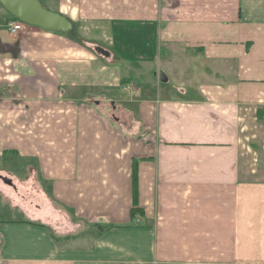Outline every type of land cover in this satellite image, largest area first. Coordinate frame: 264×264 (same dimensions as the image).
<instances>
[{
    "label": "crops",
    "instance_id": "0c3cea01",
    "mask_svg": "<svg viewBox=\"0 0 264 264\" xmlns=\"http://www.w3.org/2000/svg\"><path fill=\"white\" fill-rule=\"evenodd\" d=\"M39 1L74 34L0 4V264H264V0Z\"/></svg>",
    "mask_w": 264,
    "mask_h": 264
},
{
    "label": "rangeland",
    "instance_id": "374dc122",
    "mask_svg": "<svg viewBox=\"0 0 264 264\" xmlns=\"http://www.w3.org/2000/svg\"><path fill=\"white\" fill-rule=\"evenodd\" d=\"M113 53L114 68L112 69H114L115 80L116 82L118 81L120 85L118 87L120 90H122L121 88L123 87H126V89L131 88L130 90L145 88L149 90V95H151L160 89L178 91L179 87H181L173 76H171L167 84L161 82L159 74H166V71L167 73H170L167 66H157L156 62H148L146 64L150 65L142 66L143 63H134L127 58L121 57L117 52ZM160 70L163 71L159 72ZM115 104L117 105L120 103ZM24 173L25 170L21 171L19 174L24 175ZM12 196L13 198H9L7 195L0 194V221L26 220L28 217V213L26 211V200L28 201V199H23L22 196L14 195V193H12ZM48 196L50 197V195ZM32 197H35V200H37L41 196L33 195Z\"/></svg>",
    "mask_w": 264,
    "mask_h": 264
},
{
    "label": "water",
    "instance_id": "95a60500",
    "mask_svg": "<svg viewBox=\"0 0 264 264\" xmlns=\"http://www.w3.org/2000/svg\"><path fill=\"white\" fill-rule=\"evenodd\" d=\"M0 4L15 19L27 26L59 33H70L74 29L73 24L68 19L47 10L39 0H0ZM99 52L104 56H108V53L103 49H99ZM161 82L164 84L168 82V77L164 73L161 74ZM0 180L9 186L12 185V181L8 178L0 176Z\"/></svg>",
    "mask_w": 264,
    "mask_h": 264
},
{
    "label": "built area",
    "instance_id": "2783aa9c",
    "mask_svg": "<svg viewBox=\"0 0 264 264\" xmlns=\"http://www.w3.org/2000/svg\"><path fill=\"white\" fill-rule=\"evenodd\" d=\"M25 27V24L18 22L11 25V32L15 34L16 32L22 31Z\"/></svg>",
    "mask_w": 264,
    "mask_h": 264
},
{
    "label": "trees",
    "instance_id": "16d2710c",
    "mask_svg": "<svg viewBox=\"0 0 264 264\" xmlns=\"http://www.w3.org/2000/svg\"><path fill=\"white\" fill-rule=\"evenodd\" d=\"M14 21H18V20L14 18ZM73 34H74V32L70 33V35H73ZM135 199H136L135 201H137V197H135ZM135 213H136V210H133L132 215H134Z\"/></svg>",
    "mask_w": 264,
    "mask_h": 264
}]
</instances>
